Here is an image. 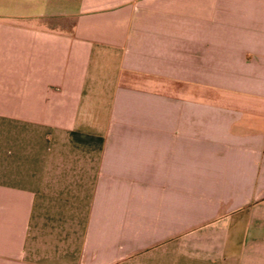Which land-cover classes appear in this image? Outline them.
<instances>
[{
    "label": "crops",
    "instance_id": "crops-1",
    "mask_svg": "<svg viewBox=\"0 0 264 264\" xmlns=\"http://www.w3.org/2000/svg\"><path fill=\"white\" fill-rule=\"evenodd\" d=\"M0 264H264V0H0Z\"/></svg>",
    "mask_w": 264,
    "mask_h": 264
}]
</instances>
